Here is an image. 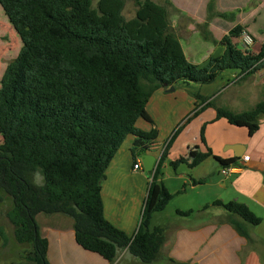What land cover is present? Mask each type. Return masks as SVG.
Segmentation results:
<instances>
[{
	"label": "trees",
	"instance_id": "1",
	"mask_svg": "<svg viewBox=\"0 0 264 264\" xmlns=\"http://www.w3.org/2000/svg\"><path fill=\"white\" fill-rule=\"evenodd\" d=\"M125 1L0 0L22 44L0 81V201L10 202L5 216L14 240L30 245L21 262L14 264H49L48 240L41 235L38 214L70 219L75 243L109 264L121 251L141 264L156 262L165 236L162 227H151V220L172 200L161 182L162 167L182 125L167 141L154 170L147 173V194L131 236L104 218L101 184L107 167L130 136L133 162L151 149L157 131H140L136 123L142 120L153 125L146 105L159 88L190 83L205 86L223 72L237 73V81L245 80L264 69V41L256 52L244 46L245 29L240 25L216 41L207 30L208 21L195 24L203 41L223 48L221 55L197 65L186 59L174 33L169 1L160 5L130 0L136 10L129 20L122 15ZM191 96L199 105L208 99L196 93ZM209 107L215 109L216 119L245 128L252 136L264 115V95L241 113L209 101L185 122ZM203 131L202 127V142ZM209 157L222 168L237 161L212 156L207 149L189 164L179 160L167 161V165L174 172L180 165L193 169ZM210 208L222 209L231 218L232 229L248 243L247 227L261 224L260 218L237 201L215 200L201 210ZM193 213L175 211L181 218ZM0 239L2 245L7 241L2 229Z\"/></svg>",
	"mask_w": 264,
	"mask_h": 264
},
{
	"label": "crops",
	"instance_id": "2",
	"mask_svg": "<svg viewBox=\"0 0 264 264\" xmlns=\"http://www.w3.org/2000/svg\"><path fill=\"white\" fill-rule=\"evenodd\" d=\"M173 3L175 6H177L175 2ZM214 27L216 28L215 25H209V29L207 30L211 33L212 28ZM213 34L215 38L211 34L212 37L216 41H220L221 38L227 33L223 35L219 40L216 39V35L214 32ZM263 41L264 38L261 43ZM181 47L186 59L189 62L197 65L201 63L191 60L193 59V57H190V59L187 56L182 45ZM213 50L214 56H219L223 52V48L219 45H215L213 47ZM258 72H256L254 75H256ZM224 73H227L229 75L226 76L227 78L225 80H223L222 78ZM230 77L231 79H229ZM236 77L237 73L223 72L219 75L218 79L214 83H212L213 85L215 84V87H212V84H209L210 86H200L194 83H190L188 85L176 84L173 87L172 92H169V88H159L158 90H156L152 94L146 105V111L152 119L153 125L142 120H139L136 123V128L140 131L149 132L152 129H155L157 131L156 140L153 142L151 149L144 155L154 156L157 161L159 157V150L161 147L166 145L167 141L170 138L169 135L171 134V131L176 123L178 121H181V119H183L182 117L190 116L195 109L197 110L202 108L207 102L212 101L214 97L217 98L216 102H213L216 107H224L231 110L229 106H226V104H220V106L218 105V92H216L214 96H209V93L210 91L216 89L220 80H230L229 82L236 83ZM232 78L235 79L232 80ZM173 93L177 95V99L176 97H174V95H171ZM192 93L199 94L203 97H208V99L206 100V102L199 105V101H196L191 96ZM231 111L235 113L244 112L235 110ZM181 125V131L177 133L167 151V161L184 160L189 164L196 158L199 153L205 152L207 149L211 151L212 156L219 157L220 159L237 158L234 156V151L230 149V146H238L236 147L237 149L235 151V154L240 153V157L237 158L236 161L240 168L234 173L229 174L228 176H223L221 174L222 167L215 161L217 165H212L211 167L207 166V168L203 167L204 169H196L197 166L193 169H189L186 165H182L185 166L188 171L186 169H180V165L175 172L180 171L179 176L182 177L183 181H187L189 183L192 180L198 179H206V182H210L213 180V184L217 186L216 184L218 183L219 188L223 189L225 193L223 192L221 194H218V192H215L213 194L214 196H212L211 202L220 200L224 203V199H229L228 202L237 201L243 203L256 217L261 219L262 223V221H264V142H259L251 145L250 141H248L247 139V130H237L235 129L237 127L228 125L224 119H216V111L215 109L210 107L204 108L203 111H200L191 119V121L189 120L188 122H183ZM202 127L204 128L203 142L201 139ZM256 132L258 138L264 141V115L259 119V127ZM132 141V136L128 137L124 141V143L110 162L109 166L107 167L104 173V179L101 184V198L103 203L104 218L113 226L122 230L127 236L133 235L138 226L140 220L139 216L141 215L144 199L146 197L148 189V183L150 182V177L147 174L148 172H145L143 170L141 157L139 159L142 167V172L133 170V165L135 162L132 161L130 153ZM223 146H225L224 152L221 151ZM260 149H262V152L260 153L261 156L257 157L256 155L259 154ZM210 158L212 157H209L208 159ZM158 187L159 185L156 186V191L158 190ZM166 189L167 191H169L168 188ZM126 204L131 205L132 211L130 219L126 217ZM201 209L202 208H200L198 211L201 212ZM211 209L212 208L205 210V212L207 214H213L214 216L224 214L220 213V211L219 213L218 211H216V213L209 212ZM36 221L39 224L42 237L48 240L47 259L49 264H109L104 260L100 261L92 255L80 253L79 250L81 248L75 243L74 240L72 221H70L68 218L60 215L46 217L42 214H38L36 216ZM41 221L42 224L40 223ZM247 230L250 237L249 243L244 238L238 236V234L232 229L231 226L228 229L221 230L225 235L231 233L233 239L236 240L237 244L234 243V249L231 251V257L225 260L218 257L215 247V249H212V251H209L206 254H200V262L222 264H261L260 258L251 251L250 245L253 241L258 240L262 242V237L261 235L252 233L248 227ZM212 232L213 230L209 231V233L199 232L197 233V235L199 234L200 237L204 238V244H206L209 241V237V239H211L213 236L218 234V227L214 228V233ZM180 233L188 234L194 232L185 229L177 230L175 232V243L173 249L178 243V237ZM54 251H58L60 257L62 256L63 259L66 258L68 252H75L81 255L83 258L90 259L94 263H50V258L51 256H53ZM243 251H245V254H243ZM172 256L174 257V259L180 262H186L190 260L191 257H193V255H191L188 260H179L174 255ZM212 256H215V259L213 261H209ZM204 257L206 258L204 259ZM120 258L123 261H129L130 259H133L134 262H137L136 259L128 255L126 251H121L118 253L117 260H119Z\"/></svg>",
	"mask_w": 264,
	"mask_h": 264
},
{
	"label": "rangeland",
	"instance_id": "3",
	"mask_svg": "<svg viewBox=\"0 0 264 264\" xmlns=\"http://www.w3.org/2000/svg\"><path fill=\"white\" fill-rule=\"evenodd\" d=\"M157 4L164 5L165 0H151ZM171 3L172 7H168L170 13V22L173 26L174 33L178 37L183 46L187 56L193 57L196 62H205L210 56L213 55V44L204 42L198 31L195 29V24H202L208 21L209 25H215L216 28H212L211 34L216 35V39H220L225 35L228 30L235 25L244 27V33L251 39V43L248 44L251 50L257 51L258 46L264 38V0H167ZM178 6H175L174 3ZM136 7L130 0L125 1L122 15L126 20L134 17ZM175 10V11H174ZM223 15L225 18L219 17ZM230 15H233L231 18ZM215 38V36H214ZM243 39L248 41L245 36ZM243 40V41H244ZM254 40V42H252ZM210 45V46H209ZM21 41L9 21L7 20L4 12L0 7V81L6 66L13 61L20 49ZM210 52V53H209ZM214 56V55H213ZM198 64V65H199ZM230 73V72H229ZM229 76L224 73L222 76L225 80ZM231 79V77L229 78ZM235 78H232L234 80ZM220 80L216 89L210 91L209 96H214L218 92V105L226 104V106L235 111H246L254 107L256 103L262 100L264 95V69L259 71L256 75L245 80H238L235 82H229ZM232 83V84H230ZM210 86V85H209ZM215 87V84H212ZM174 95L177 99V95ZM152 96V95H151ZM173 97V98H174ZM150 99V98H149ZM175 99V103H176ZM216 97L212 99V102H216ZM181 103V102H180ZM189 116L182 117L181 121H178L173 127L171 135L174 131L185 122ZM193 118V117H192ZM191 118V119H192ZM190 119V121H191ZM240 131H245V128H235ZM181 131V130H180ZM179 131V132H180ZM255 132L252 136H248L247 139L250 144L263 143L264 141L256 135ZM250 137V139H249ZM1 142V139H0ZM162 148V147H161ZM225 146L221 151L224 152ZM262 149L259 150L261 156ZM168 160V157H167ZM217 165L213 158L206 159L196 169H204L203 167ZM180 169H186L185 166H180ZM219 170V165H218ZM188 171V170H187ZM180 171L174 172L168 165L167 161L162 167L161 182L168 188V192L172 195V200L167 204L162 212L154 213L151 220V227L160 226L164 229L165 244L161 248L159 258L153 264H171L168 259L190 260L182 263L192 264H222V263H202L200 262V256L206 254L216 247V254L222 259H228L231 257V251L234 249V243L232 234H224L221 230L230 228L228 220L231 219L220 208H212L209 212L216 213L220 211L218 216L213 214H207L205 211L199 212L198 210L205 206V204H211L212 196L215 192L218 194L223 193L224 190L219 188L217 183L215 186L214 181L204 182L201 185L192 186L189 182L183 181L179 176ZM219 176V175H218ZM39 183V177L36 178ZM225 193V192H224ZM147 194V193H146ZM130 198V197H129ZM228 202L229 199H224ZM211 202V203H210ZM127 205V204H126ZM202 206V207H200ZM10 208V202L8 200L0 201V229H2L6 236V243L2 245L0 239V264H14L19 263L25 257V254L30 250V245L18 244L12 233V226L6 219L5 213ZM176 210L188 211L192 210L194 213L186 218L178 217L175 214ZM131 205H127L125 208L126 217H131ZM140 218V216H139ZM233 218V217H232ZM70 220V219H69ZM71 221V220H70ZM42 224V221L40 222ZM218 227V234L211 239L208 238V242L204 244V238L200 237L197 233H209V231ZM252 233L261 235L262 242L253 241L251 243V251L260 258L261 264H264V221L256 227L248 226ZM190 230L194 233H180L178 243L174 247L175 232L177 230ZM220 231V232H219ZM202 243V244H200ZM200 244V246H199ZM199 246V248H198ZM209 246V247H208ZM203 247V249H202ZM198 248V249H197ZM173 250V251H172ZM197 250V251H196ZM80 253L92 255L93 257L102 261V259L95 255L90 254L82 249ZM173 253V254H172ZM201 254V255H200ZM241 254V253H240ZM245 254V251H243ZM210 256V255H209ZM208 256V257H209ZM207 257V256H206ZM204 257V259L206 258ZM65 258V257H64ZM215 256H212L209 261H213ZM134 262L133 259L129 261H123L121 258L115 260L112 264H141L138 260ZM104 262V261H103ZM50 263H94L90 259L83 258L81 255L75 252H68L65 259L60 257L58 251H54L53 256L50 258ZM105 263V262H104ZM238 264H255V263H238Z\"/></svg>",
	"mask_w": 264,
	"mask_h": 264
},
{
	"label": "built area",
	"instance_id": "4",
	"mask_svg": "<svg viewBox=\"0 0 264 264\" xmlns=\"http://www.w3.org/2000/svg\"><path fill=\"white\" fill-rule=\"evenodd\" d=\"M243 36H245V38H247L248 41L244 40V39H243ZM243 40H244V41H243ZM250 43H251V39L248 38V35H247L246 33H243V34H242V44H243L244 46H249L248 44H250ZM164 148H165V145H164L162 148H160V150H159V157H160V155L162 154ZM159 157H158V158H159ZM239 168H240V166H239L237 163H236V164L234 163V164L230 165V166L227 167V168H222L221 174H222L223 176H228L229 174H232V173H234L235 171H237ZM133 170H134V171H141V172H142V167H141L140 159H139V158L136 159V161H135V163H134V165H133Z\"/></svg>",
	"mask_w": 264,
	"mask_h": 264
},
{
	"label": "water",
	"instance_id": "5",
	"mask_svg": "<svg viewBox=\"0 0 264 264\" xmlns=\"http://www.w3.org/2000/svg\"><path fill=\"white\" fill-rule=\"evenodd\" d=\"M173 91V87H170L169 88V92H172ZM236 147L238 146H234V147H231L230 146V149L232 151H234V156L239 158L240 157V153L238 154H235V151H236ZM158 161V160H157ZM157 161L156 159L154 158V156H151V155H142L141 156V162H142V167H143V170L145 172H150V171H153L156 164H157Z\"/></svg>",
	"mask_w": 264,
	"mask_h": 264
}]
</instances>
